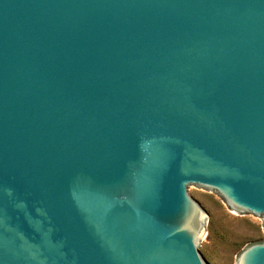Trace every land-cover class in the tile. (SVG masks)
Here are the masks:
<instances>
[{
    "label": "water",
    "instance_id": "water-1",
    "mask_svg": "<svg viewBox=\"0 0 264 264\" xmlns=\"http://www.w3.org/2000/svg\"><path fill=\"white\" fill-rule=\"evenodd\" d=\"M194 187L264 219V0H0V264H209Z\"/></svg>",
    "mask_w": 264,
    "mask_h": 264
},
{
    "label": "rangeland",
    "instance_id": "rangeland-1",
    "mask_svg": "<svg viewBox=\"0 0 264 264\" xmlns=\"http://www.w3.org/2000/svg\"><path fill=\"white\" fill-rule=\"evenodd\" d=\"M192 194L212 214L205 220L207 235L200 243L209 264H239V254L264 241V219L246 215L217 191L194 187Z\"/></svg>",
    "mask_w": 264,
    "mask_h": 264
}]
</instances>
